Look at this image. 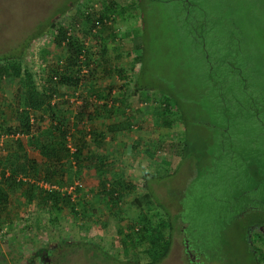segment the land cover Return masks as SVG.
Returning a JSON list of instances; mask_svg holds the SVG:
<instances>
[{
    "label": "rangeland",
    "instance_id": "1",
    "mask_svg": "<svg viewBox=\"0 0 264 264\" xmlns=\"http://www.w3.org/2000/svg\"><path fill=\"white\" fill-rule=\"evenodd\" d=\"M105 1L0 0V55L20 53L26 37L42 29L25 43L23 52L37 88L63 57L51 45L49 22L71 25V32L85 41L93 60L89 69L81 71L77 87L55 88L56 119L46 110L36 112L37 116L30 114L31 137L23 133L17 138L20 147L15 139L4 142L0 168L14 173L24 163L23 151L41 168L38 145L50 138L54 120L68 127L66 145L70 150L86 140L94 147L87 129L98 130L109 159L108 174L101 178L91 166L77 170L69 163L62 180L53 184L62 194L74 181L82 183V190L75 191L77 197L70 199L76 214L60 198L55 208H48L36 203L35 194L26 200L24 184L14 189L4 186L0 264H264V153L260 155L259 150L264 148V136L259 134V125L246 120L248 114L242 109L236 113L239 118L233 109L234 116L226 111L213 119L214 108L202 84L206 77H199V65L194 66L196 61L200 66L205 61L199 59L206 38L201 33L212 29L208 41L219 37L221 46L226 42L235 46L232 51L249 55L255 67L252 85L264 86V0H188L191 13L186 20L178 18L179 0H142L140 4L139 0H110L117 4V14L102 34L107 35V60H103L93 36H85L79 26L81 12ZM58 6L67 7L57 12ZM193 14L196 22L191 20ZM137 44L143 50L141 57ZM225 49L221 47L216 61L222 60ZM184 58L190 64L187 68ZM232 62L241 63L238 57ZM0 64L6 61L0 60ZM135 80L142 89H134ZM91 87L96 90L93 95ZM167 92L173 108L166 114L171 124L164 126L159 103L161 94L169 95ZM109 100L118 111L108 115L101 105ZM22 107L20 81L8 73L0 75L1 126L16 127V110ZM181 112L188 116L186 129L178 120ZM257 118L264 120V112ZM223 124L229 126L224 131L219 128ZM262 124L264 128V121ZM184 133L186 156L180 157ZM249 149L252 151L247 152ZM104 176L109 182L114 178L126 181L130 188L116 207L109 206L98 186ZM145 190L152 200L148 213H157L149 230L157 225L158 217L166 215L171 223V230L156 227L153 231L169 233L168 249L161 258L156 252L150 254L135 233L139 219L131 198ZM184 243L191 255L183 254ZM42 246L55 248L49 256L40 257L38 248Z\"/></svg>",
    "mask_w": 264,
    "mask_h": 264
},
{
    "label": "trees",
    "instance_id": "2",
    "mask_svg": "<svg viewBox=\"0 0 264 264\" xmlns=\"http://www.w3.org/2000/svg\"><path fill=\"white\" fill-rule=\"evenodd\" d=\"M179 1L181 3V9L178 13V18L180 20H186L188 17L190 18L189 13H191L188 7L190 5L189 1ZM135 2H139L140 4L142 0H139L138 2L136 0ZM136 3L133 5H136ZM66 7L67 6H58L57 12L64 11ZM116 9L117 4H115L113 1L107 0L105 2L99 3L97 7L90 6L87 8V10L81 12V24L79 26V29L85 36H93V38L95 39L94 43L97 42L96 46L99 52L98 56L103 60H107V58L104 56L106 51L105 38L107 35L103 36L102 34L105 32L104 29L106 27H110V22L113 21V17L117 14ZM77 15L78 14H76V16ZM191 20H193V22H196L194 14L191 17ZM46 21H48V19ZM48 26L50 28H53L51 45L56 49H60L63 57L59 59V64L55 62L53 67L49 70L50 73L47 75V80L43 82L41 88L36 87L32 79V75L25 65L23 52L25 49V43L31 40V38H34L35 36L40 34L42 32V29L38 30L33 35H28L26 37L20 53L12 56L10 54L4 53L0 55V60L6 61V64H0V75L8 73L12 78L18 79L20 81L23 99V107L19 110H16L19 123L16 125V127L13 128L3 127L0 124V130L3 132L11 131L24 134L28 133V135L31 137V132L29 131L30 127H32V120H30V116L32 115L30 114L35 115L36 112L42 110L49 111L51 118L56 119V116L53 113L55 105L52 101L54 100L56 94L55 88L77 87L82 79V69H89L91 67V62H93V60L90 61V51L85 45V41L81 42L77 40L76 35L71 32V25H56L55 23L49 22ZM212 34V29H207L206 32L203 31V33H201L203 39L204 36H206V38L205 40H203V42L205 43L202 42L201 44L199 59L201 58L205 61L202 66H200V62L196 61L194 62V66L199 65V77H206L204 80L206 81V83L202 81V84L204 90H208L207 97L210 101V104L214 108L211 111L213 112V119H219V117L221 116L223 117V115H226V111L228 114H233V109H236L235 118H239V115L236 113L239 112L240 109H242L248 114L246 120H250L252 126L259 125V134H263L262 136H264V128L262 124L264 120H260L257 118L260 111L264 112V86L258 82L255 83L256 88L252 85V80H254V77L252 76H254L255 67L250 63L251 60L249 58V55L235 52V50L232 51V48L235 46L231 47V45L226 42L221 46L219 37H214V40L208 41L210 40V38H212ZM199 36L200 34L197 33L196 37ZM96 39H98V41ZM192 41H195V39H193ZM140 46V44H137L136 48L138 49V56L141 57V55L143 54V50L140 48ZM221 47H224V49L226 48V52L222 57V60L216 61L215 56L217 57L218 52L221 50ZM184 50L185 47L183 46V53L185 56ZM42 52H44V50H42ZM92 54L93 53L91 52V57ZM237 57L238 61L241 62L238 63V65L232 62V60L234 58L237 59ZM186 65L189 66L190 64L185 59L184 66ZM136 75L137 77H139L138 73ZM199 87L202 88V85H199ZM140 88L142 89V86L138 85L137 80H135L134 89ZM257 92L259 93L256 94ZM94 93H96V90L91 87L90 94L93 95ZM167 93L169 95H165L166 93H163V95L161 94L162 98L160 99L161 101L159 103L161 104V115L162 117H164V119L161 120V124L164 126H168L171 124V121L166 120V114L168 113V110H170L171 112V108H173L169 104V102H171L170 98H172V96L169 92ZM98 94H96L97 97H99ZM105 104L106 103L102 104L101 107L108 111V115L111 114L110 112L118 111V108H116V106ZM178 114V120L180 122H183L186 129L188 119L187 114H184L183 112ZM124 124L125 128L129 127L127 120L124 121ZM228 125L231 124L229 123ZM222 126L223 127H219L222 131H224L223 128L226 129L227 127H229H224V124ZM87 131V135H91V138L89 140H91V143H93V145L95 146H90V144L86 142L88 140H86L85 142L81 141L79 146H76L75 148L70 150L69 146L66 145L67 138L70 135L68 127H66V125H64L63 123H60L59 121L56 122L54 120V124L50 129V138L44 139L38 145V154L43 159L44 164L41 168L38 167L37 163L33 159H29L28 157H26L24 151V163L20 164L17 167V170L14 171V173L7 174L5 173V171H3L2 168H0V208H4L5 205L4 202L6 200L7 193L4 191L5 187L14 189L17 186H21L22 184H24L23 195L26 197V200H30L35 194L37 197V204L42 205L44 203L45 206H48V208H52L60 198L64 200V202L69 205V209H71V211L76 214L75 205L70 201V194L66 192L60 194V190L56 189H42L29 180H22L17 177H27L34 181L41 180L49 185H53L54 183H58L62 180L64 172L67 170L68 164L72 163L76 165L77 170H79L80 167H84L86 165L91 166L95 173L101 178V176L107 172L106 167L108 166L109 160L108 155L105 153L106 147L103 140L104 136L98 130L96 131L92 128L87 129ZM222 136L224 137L225 135L223 134ZM182 137L183 142L181 144L182 146L180 150V157L186 156V154H184V151L186 150L185 147L187 145V136L184 133ZM226 137L230 138L229 134H226ZM15 140L17 141V138ZM17 145L18 147H20V143L18 141ZM0 148L1 153L4 146ZM252 149L247 150V152L252 151ZM96 150L102 151L101 153H98L96 152ZM259 150L261 151V153L259 152L260 155H262V153H264V148H259ZM218 152L220 153L221 150ZM225 152V150L224 152L222 151V153ZM148 153H150V151ZM107 174L108 172L106 173V175ZM126 185V181H122L119 178H114L109 182L107 181L105 176L104 179L99 180L98 183L100 191L104 195H106L108 204L112 207H116L120 202L122 194L130 189H127ZM33 188L35 189V191L33 190ZM75 191H79V189L75 188L74 192ZM76 203L78 205L81 204V202L78 201ZM131 204L135 207V210L137 211L136 217L137 219H139L137 224L135 223L137 225L135 233L138 234V241L140 243H145V249L149 250L150 254L153 253L155 255L156 252L157 257L161 258L166 254L168 249L169 233H166V235H157L153 231H156V227L171 230V223L166 220V215L160 218L158 217L157 225L153 227L152 230H149L150 228L148 227L152 222L151 220L153 219L154 214H157L156 211L148 213V209H146L148 206L152 205L149 190H145L139 196H133L131 198ZM132 226H134V224H132L130 228ZM1 230L2 229L0 228V231ZM125 236L129 243L132 244L130 235L126 233ZM54 248V246H52L51 248H46L44 246L39 247L38 251L41 253H39V256H49V252L53 251Z\"/></svg>",
    "mask_w": 264,
    "mask_h": 264
},
{
    "label": "built area",
    "instance_id": "3",
    "mask_svg": "<svg viewBox=\"0 0 264 264\" xmlns=\"http://www.w3.org/2000/svg\"><path fill=\"white\" fill-rule=\"evenodd\" d=\"M108 23V22H107ZM85 68H83L82 70H84ZM110 100L107 103V105L110 104ZM24 134L20 133V132H6V131H1L0 130V147H3L4 142H6L8 139H16V138H21L23 137ZM1 149V148H0ZM19 179L22 180H29L30 182H33L36 186L42 188V189H56V190H60V188L56 187L55 185H49L41 180H32L29 179L27 177H17ZM75 188L79 189V191L82 190L83 186L82 183L80 181H74L71 185H69L68 187L64 188V190L66 191V193L70 194V198L74 199L75 197H77L78 193L74 192ZM1 232V231H0Z\"/></svg>",
    "mask_w": 264,
    "mask_h": 264
},
{
    "label": "flooded vegetation",
    "instance_id": "4",
    "mask_svg": "<svg viewBox=\"0 0 264 264\" xmlns=\"http://www.w3.org/2000/svg\"><path fill=\"white\" fill-rule=\"evenodd\" d=\"M183 247H184L183 248V254L191 255L190 249L188 248V244L187 243H184ZM190 259L192 260V258H189V259L186 260V262L187 263H190ZM194 263L196 264L197 262H194Z\"/></svg>",
    "mask_w": 264,
    "mask_h": 264
}]
</instances>
